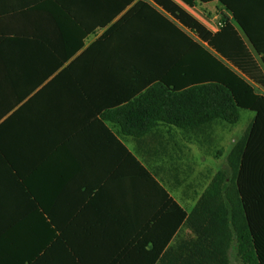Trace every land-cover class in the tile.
Segmentation results:
<instances>
[{
	"label": "crops",
	"instance_id": "obj_1",
	"mask_svg": "<svg viewBox=\"0 0 264 264\" xmlns=\"http://www.w3.org/2000/svg\"><path fill=\"white\" fill-rule=\"evenodd\" d=\"M173 1L212 35L228 18L264 73L221 5ZM173 26L218 57L151 0H0V264H211L192 255L205 249L186 218L219 170L206 152L216 129L229 125L158 123L133 137L102 117L159 82L201 78L195 55L186 75L177 68L184 41ZM233 30L219 46L242 56Z\"/></svg>",
	"mask_w": 264,
	"mask_h": 264
},
{
	"label": "trees",
	"instance_id": "obj_2",
	"mask_svg": "<svg viewBox=\"0 0 264 264\" xmlns=\"http://www.w3.org/2000/svg\"><path fill=\"white\" fill-rule=\"evenodd\" d=\"M118 1L126 6L135 0ZM151 1L201 43L212 48L218 57L206 52L199 43L188 39L173 26L184 41L177 68L186 75L187 67L192 68V55H195L194 67L201 78L196 82L173 85L159 82L130 106L108 109L102 117L117 124L123 135L141 137L158 123L195 131L214 121L234 125L240 120L241 110L253 112V120L227 156L230 178L223 171L215 173L186 221L196 236L191 243L205 249L192 255L202 254L211 264H229L228 249L234 236L243 264H264V96L256 93L221 59L230 62L249 81L263 89L264 73L234 32L228 18L221 19L220 31L212 35L173 0ZM179 1L190 8L212 2L221 5L230 13L264 66V0ZM226 30H233L239 41L243 51L242 56L237 55L240 60L235 52L230 54L219 46L218 40ZM184 43L190 52L184 50ZM205 67L212 69V75L206 78ZM185 217L182 215V219Z\"/></svg>",
	"mask_w": 264,
	"mask_h": 264
},
{
	"label": "rangeland",
	"instance_id": "obj_3",
	"mask_svg": "<svg viewBox=\"0 0 264 264\" xmlns=\"http://www.w3.org/2000/svg\"><path fill=\"white\" fill-rule=\"evenodd\" d=\"M196 12H198V14L201 16H207L215 11L211 6H200L196 9ZM253 115H254L253 112L249 110H241L240 120L238 121V123L234 125H229L230 128L227 134L222 133L221 135L219 133V130L216 129L217 131L215 133V138L212 141V146L210 145L209 150L206 151L207 154H210L211 152L214 161V169L218 168L219 169L218 171H223L228 178H230L231 176V171L229 170L227 165V156L230 150L232 149V147L234 146V144L239 140L235 138H241L245 130H247V126L250 120L252 119ZM219 136L221 137V139H216V137ZM201 155L202 154L198 153L197 157L199 158ZM217 172H214V175ZM202 174H198V180H202L204 178V175ZM228 259H229V264H243L237 253V242L234 236L232 237V240L229 244Z\"/></svg>",
	"mask_w": 264,
	"mask_h": 264
}]
</instances>
